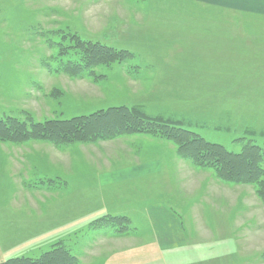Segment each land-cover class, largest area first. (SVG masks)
Segmentation results:
<instances>
[{"label":"rangeland","instance_id":"rangeland-1","mask_svg":"<svg viewBox=\"0 0 264 264\" xmlns=\"http://www.w3.org/2000/svg\"><path fill=\"white\" fill-rule=\"evenodd\" d=\"M219 1L0 0V121L124 107L233 153L247 142L264 151V0H232L246 2L242 9ZM77 41L129 58L72 75L63 66L77 60ZM170 149L162 173L110 193L116 204L92 185L98 173ZM157 201L178 219L175 245L186 246L164 260L264 264V204L254 188L219 182L146 133L61 147L0 139V264L54 248L77 264H166L140 208ZM129 214L141 216L138 226Z\"/></svg>","mask_w":264,"mask_h":264},{"label":"trees","instance_id":"trees-1","mask_svg":"<svg viewBox=\"0 0 264 264\" xmlns=\"http://www.w3.org/2000/svg\"><path fill=\"white\" fill-rule=\"evenodd\" d=\"M72 45L71 49L75 51L73 55L77 60L63 66V69L72 75L89 74L97 67L120 63L129 58L127 51H117L100 44L77 41ZM134 133L151 134L170 142L175 146L180 160L189 161L199 169L212 170L214 177L221 183L252 186L255 196L264 204V151L248 142L239 153H233L219 144L205 141L177 123L147 119L138 111L124 107L68 120L54 119L30 125H20L14 121L6 124L0 121V139L15 144L37 141L61 147L75 143L92 144ZM1 264H77V262L68 257L65 251L54 248L34 261L12 259Z\"/></svg>","mask_w":264,"mask_h":264},{"label":"crops","instance_id":"crops-1","mask_svg":"<svg viewBox=\"0 0 264 264\" xmlns=\"http://www.w3.org/2000/svg\"><path fill=\"white\" fill-rule=\"evenodd\" d=\"M217 2V0H215ZM220 3L224 4L228 7H235L241 9L243 7H248V4L246 2H232V0H226L225 2L219 1ZM263 2H261L262 4ZM259 6V5H258ZM259 12V11H258ZM180 81H186V80H178L176 81L177 86ZM170 82V81H169ZM173 82V81H171ZM161 87V83L156 81V87ZM164 86L167 87V84L164 83ZM177 86H174L176 88ZM173 157V152L170 150H167L166 152H159L154 158L149 160H143L138 161L136 163H130L127 165H124V167L120 170L118 169L116 172H113L112 170H108L104 173H98L93 178V187L100 189L103 191V193L106 194L105 198L107 199L108 203H115L120 200L121 198H118L116 195H111L110 193H113L116 191L115 189H118V185H124V183H139L141 181H146V179H151L150 177H154L156 175H159L162 173L163 169L167 164H169V157ZM171 161V160H170ZM83 185V184H82ZM72 194V188L67 189V193ZM141 204H139L140 206ZM135 206V204H134ZM144 207L145 210L142 211V219L144 218L147 222V226L149 227V231L151 234H153V240H154V247L157 250V252L161 255L162 261L166 264H174L175 260L170 259L167 257V259L164 260V254L177 251L176 254H178L179 250H183L186 246L183 245V241L181 243L182 246H176L175 243L177 241L176 235L177 233L180 235V226L178 223V219L175 214L169 212L167 209H164V202H156L154 204H147V206H141L140 208ZM118 213L115 210H111L109 213L110 215L114 213ZM123 215V214H122ZM131 221L134 223V225H137L138 222L135 219V217H141L139 215H125ZM138 226V225H137ZM172 239V240H170ZM182 239V238H181ZM179 239V241L181 240ZM185 250V249H184ZM169 256V255H168Z\"/></svg>","mask_w":264,"mask_h":264}]
</instances>
